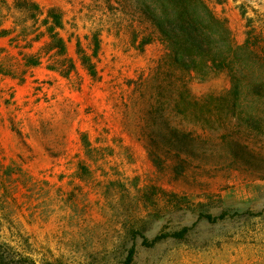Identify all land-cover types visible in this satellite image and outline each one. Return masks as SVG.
Instances as JSON below:
<instances>
[{"label":"rangeland","instance_id":"374dc122","mask_svg":"<svg viewBox=\"0 0 264 264\" xmlns=\"http://www.w3.org/2000/svg\"><path fill=\"white\" fill-rule=\"evenodd\" d=\"M32 1L62 12L74 69H51L44 15L0 0V264H125L130 251V264H264V136H201L174 167L166 129L217 134L215 116L174 103L226 93L227 73L174 70L138 0ZM205 2L238 43L264 36V0ZM94 33L92 77L77 42L90 54Z\"/></svg>","mask_w":264,"mask_h":264},{"label":"trees","instance_id":"16d2710c","mask_svg":"<svg viewBox=\"0 0 264 264\" xmlns=\"http://www.w3.org/2000/svg\"><path fill=\"white\" fill-rule=\"evenodd\" d=\"M138 4L142 14L166 43L168 62L174 70L194 72L201 80L226 72L230 81V87L224 94H208L197 99L184 90V109L179 106L180 100L174 103L178 113L201 107L204 122L210 123L215 116L218 123L217 134L195 133L192 129L175 126L166 128L168 136L181 143L180 150L174 153L173 158L177 161L174 167L189 161L185 157L179 158V154L185 152L191 156L192 148L198 145L197 140H202L201 136H222L226 146L241 142L239 138L232 140L231 137L243 136L244 130L250 136H264V36L249 29L245 40L238 43L228 26V20L217 16L205 0H138ZM14 7L31 11L34 18L44 15L40 22V34L46 36L48 49L59 56V63L50 67L68 75L74 69V62L68 56L66 41L60 34L63 28L62 12L56 7L45 9L32 0H15ZM146 43L143 41L141 47ZM91 47L92 52L87 54L77 42L81 64L95 77L97 72L93 58L97 57L100 49L98 33L93 34ZM23 59L29 66H36L40 62V56L36 53L23 54ZM232 118L236 120L235 124H231ZM241 148L248 149L244 144ZM183 168L182 165L181 173ZM183 232H173L170 236L181 238ZM158 239L160 236L153 241ZM132 254L130 251L125 264L131 263ZM2 259L3 256H0V261ZM21 261L23 264H36L29 257H22Z\"/></svg>","mask_w":264,"mask_h":264}]
</instances>
